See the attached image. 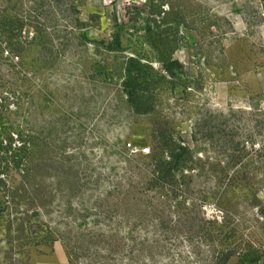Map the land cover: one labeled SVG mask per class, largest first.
Segmentation results:
<instances>
[{
    "label": "rangeland",
    "instance_id": "374dc122",
    "mask_svg": "<svg viewBox=\"0 0 264 264\" xmlns=\"http://www.w3.org/2000/svg\"><path fill=\"white\" fill-rule=\"evenodd\" d=\"M150 39L185 75L139 115ZM1 111L30 152L0 159V264H264V0H0Z\"/></svg>",
    "mask_w": 264,
    "mask_h": 264
},
{
    "label": "trees",
    "instance_id": "16d2710c",
    "mask_svg": "<svg viewBox=\"0 0 264 264\" xmlns=\"http://www.w3.org/2000/svg\"><path fill=\"white\" fill-rule=\"evenodd\" d=\"M148 31L151 34V28H148ZM127 33L126 24L117 23L115 32L111 36V42L107 44V49L111 52H123L125 50L124 39ZM148 45L155 52V60H150L138 53L129 56L125 64V77L122 82L123 93L127 98L128 105L139 115L152 113L162 94L176 90L179 85H182L185 75L183 64L174 58L173 48L169 44L167 45L163 40L153 41L150 39ZM154 63H158L160 68H156ZM1 117H3L2 111L0 112ZM3 129L6 131L5 126H0L1 163L8 166L9 163H12L15 168H23L30 152L24 133L6 132L4 135ZM4 137L8 138L4 141ZM7 140L9 141L6 144ZM15 140H18L21 145H16ZM172 143L170 145L163 144L164 147H169L171 151V161L160 164L158 172L162 174V178L172 177L173 171L179 170L178 165L190 153L187 146ZM172 165L176 168H172ZM165 166H169V170L166 171ZM1 177L2 174L0 175V187L4 184ZM249 256V254L246 255L242 262L236 264H257L255 260H248ZM229 263L230 258L226 261V264Z\"/></svg>",
    "mask_w": 264,
    "mask_h": 264
},
{
    "label": "built area",
    "instance_id": "2783aa9c",
    "mask_svg": "<svg viewBox=\"0 0 264 264\" xmlns=\"http://www.w3.org/2000/svg\"><path fill=\"white\" fill-rule=\"evenodd\" d=\"M144 154H149L150 153V149H145L143 150Z\"/></svg>",
    "mask_w": 264,
    "mask_h": 264
}]
</instances>
